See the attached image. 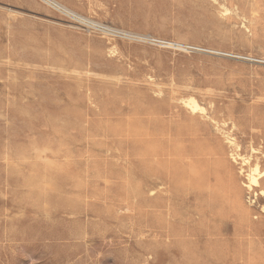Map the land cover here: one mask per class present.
<instances>
[{"label": "rangeland", "instance_id": "obj_1", "mask_svg": "<svg viewBox=\"0 0 264 264\" xmlns=\"http://www.w3.org/2000/svg\"><path fill=\"white\" fill-rule=\"evenodd\" d=\"M55 1L0 0V264H264V0Z\"/></svg>", "mask_w": 264, "mask_h": 264}, {"label": "bare ground", "instance_id": "obj_2", "mask_svg": "<svg viewBox=\"0 0 264 264\" xmlns=\"http://www.w3.org/2000/svg\"><path fill=\"white\" fill-rule=\"evenodd\" d=\"M42 1H44V2H46V3H48V4H51V5H53V6H56V8H59V9H62L64 12H67L66 14H68V13H70V15H72L71 17H73V15L75 14V13H73L72 11H70L69 9H67L66 7H64V6H62V5H59L55 0H42ZM52 6V7H53ZM76 15V14H75ZM81 18V17H80ZM167 42V41H166ZM165 42V43H166ZM256 169V168H255ZM255 171V170H254ZM256 172V171H255ZM251 173V172H250ZM252 174V173H251ZM264 177V170L262 171V172H259L258 173V175H257V177H252L251 179H250V183H249V187H251L252 185H254V186H259L260 184H259V179L260 178H263ZM262 193H264V190H262Z\"/></svg>", "mask_w": 264, "mask_h": 264}]
</instances>
